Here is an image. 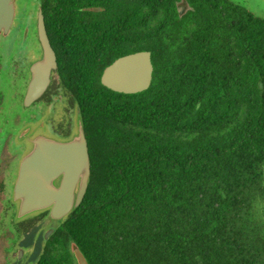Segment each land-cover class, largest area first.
Returning a JSON list of instances; mask_svg holds the SVG:
<instances>
[{"label": "trees", "instance_id": "1", "mask_svg": "<svg viewBox=\"0 0 264 264\" xmlns=\"http://www.w3.org/2000/svg\"><path fill=\"white\" fill-rule=\"evenodd\" d=\"M177 1L39 0L90 175L35 264H74V246L89 264H264V18L231 0L180 17ZM138 50L148 88L105 87Z\"/></svg>", "mask_w": 264, "mask_h": 264}, {"label": "water", "instance_id": "2", "mask_svg": "<svg viewBox=\"0 0 264 264\" xmlns=\"http://www.w3.org/2000/svg\"><path fill=\"white\" fill-rule=\"evenodd\" d=\"M178 15L192 9L187 0L176 2ZM15 17V0H0V30L9 32ZM37 37L42 55L30 65L31 77L23 103L29 105L44 94L50 76L57 68L55 52L46 31L39 7L36 13ZM153 65L148 50H138L114 59L102 70L101 83L116 92L136 93L145 90L152 79ZM90 175V160L80 116L75 133L67 140L38 134L20 159L12 196L18 202V218L48 209L52 220H61L83 199ZM49 230L46 237L49 235ZM74 264H89L84 253L71 248Z\"/></svg>", "mask_w": 264, "mask_h": 264}, {"label": "flooded vegetation", "instance_id": "3", "mask_svg": "<svg viewBox=\"0 0 264 264\" xmlns=\"http://www.w3.org/2000/svg\"><path fill=\"white\" fill-rule=\"evenodd\" d=\"M0 33L5 36L9 32L4 34L0 30ZM14 45L15 42L11 41L7 44V48L4 47L5 45H0V72L6 67H9V65L4 62V58L9 56L11 50L14 49ZM53 50L57 61V51L54 48ZM41 55L42 48L36 31L34 39L17 45V51L12 57L14 72L16 68H19L17 73L12 74L21 79L23 86L19 91V101L21 109H23L13 117L12 124L14 127L12 129L9 128V125L11 124L7 123L8 120L2 112L5 95L0 94V158L3 157L5 149L7 150L8 156L11 157V144L14 145L12 148L13 153L16 151L15 149L21 146H27L28 144V148H25V150L23 149L19 158H17L16 155L13 156V159H16L18 162L17 170L11 185L10 194L8 198L5 196L2 202L3 209L0 213V251L4 254V264H35L42 252L44 241L54 231L56 224L60 221L50 219L48 209H45L47 210V215L41 219L32 216V219L29 220L27 216L32 213L21 218L17 217L16 210L18 202L13 199L12 191L18 174V165L21 157L30 148L31 139L38 134L54 136L62 140L69 139L75 133L77 117L80 116L81 118L80 109L75 102V99L72 98V96H67L60 84L61 80L58 72V61L57 68L52 71L50 83L44 94L35 99L29 105H24L23 98L31 77L30 65L39 59ZM54 99L57 100V105L61 108L60 112L62 118L55 127L54 124H52V131H50L47 123V115L44 116V111L46 112L45 109ZM51 115L52 113L48 112V117ZM5 182V175L2 173L0 184H2L4 190L6 186ZM6 204H8L9 208H6ZM51 229L52 231L49 232V235L46 237V233Z\"/></svg>", "mask_w": 264, "mask_h": 264}, {"label": "rangeland", "instance_id": "4", "mask_svg": "<svg viewBox=\"0 0 264 264\" xmlns=\"http://www.w3.org/2000/svg\"><path fill=\"white\" fill-rule=\"evenodd\" d=\"M234 3H237L249 11H251L254 15L264 18V0H231ZM39 8V0H15V20L12 24V27L7 35H2L0 33V45L4 47H8L7 44L11 42H15L14 49L11 50L9 56L4 58V62L9 65L2 72H0V94L5 95L4 98V107L2 112L4 116L8 120L7 123L9 128H13L12 119L13 117L19 113L21 109L20 105V89L22 86V81L18 77H15L12 73H17L19 68H16L14 72L13 63V55L17 51V45L22 44L25 41L34 39L36 36V13ZM10 68V69H9ZM57 100H53L51 104L47 106L44 111V116L47 115V123L50 131H52V124L55 125L61 120V108L57 105ZM48 112L52 113L50 117H48ZM53 127V129H54ZM49 132V131H47ZM2 135V134H1ZM14 145L11 144V152L13 153ZM28 148L27 146H21L15 149L16 153H11V157L8 155L0 158V177H2V173L5 175L6 186H5V196L8 198L11 185L17 170V160L13 159V156L16 155L19 158L20 153ZM3 158L6 159L3 161ZM20 163V161H19ZM3 164H5L3 166ZM3 167V169H2ZM19 167V165H18ZM6 208L8 204H6Z\"/></svg>", "mask_w": 264, "mask_h": 264}, {"label": "bare ground", "instance_id": "5", "mask_svg": "<svg viewBox=\"0 0 264 264\" xmlns=\"http://www.w3.org/2000/svg\"><path fill=\"white\" fill-rule=\"evenodd\" d=\"M32 247V246H31Z\"/></svg>", "mask_w": 264, "mask_h": 264}]
</instances>
